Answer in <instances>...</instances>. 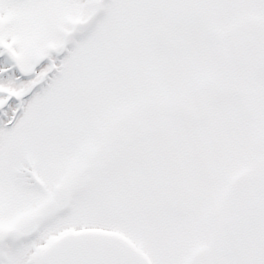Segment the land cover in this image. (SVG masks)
<instances>
[{"label": "snow or ice", "instance_id": "1", "mask_svg": "<svg viewBox=\"0 0 264 264\" xmlns=\"http://www.w3.org/2000/svg\"><path fill=\"white\" fill-rule=\"evenodd\" d=\"M0 264H264V0H0Z\"/></svg>", "mask_w": 264, "mask_h": 264}]
</instances>
